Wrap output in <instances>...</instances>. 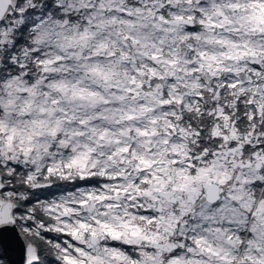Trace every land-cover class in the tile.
<instances>
[{
  "label": "snow or ice",
  "instance_id": "obj_1",
  "mask_svg": "<svg viewBox=\"0 0 264 264\" xmlns=\"http://www.w3.org/2000/svg\"><path fill=\"white\" fill-rule=\"evenodd\" d=\"M0 264H264V0H0Z\"/></svg>",
  "mask_w": 264,
  "mask_h": 264
}]
</instances>
